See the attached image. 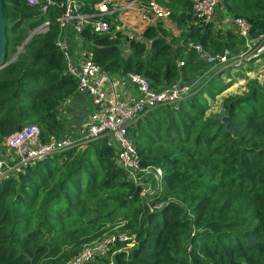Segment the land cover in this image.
<instances>
[{"label": "trees", "instance_id": "obj_1", "mask_svg": "<svg viewBox=\"0 0 264 264\" xmlns=\"http://www.w3.org/2000/svg\"><path fill=\"white\" fill-rule=\"evenodd\" d=\"M101 1L83 0L81 11L93 13ZM2 2L5 62L31 30L47 20L50 25L0 69V155L3 140L20 126L41 125L44 142L60 137L65 127L59 109L77 89L76 78L66 73L65 54L55 45L63 32L58 18L64 8L51 7L45 14L27 0ZM256 8L252 4L239 15L251 18L253 36L264 33V14ZM116 15L103 16L110 32L98 33L88 25L80 37L111 76L136 72L157 90L191 82L209 67L190 42L210 54L237 49L243 42L234 29L198 23L188 1L177 0L170 16L182 29L180 35L157 21L143 31L145 39H129L117 30ZM125 40L132 51L127 56L119 48ZM202 88L180 101L178 109L154 108L129 130L139 146L146 145L156 135L152 123L159 130L168 121L165 142L173 148L154 156L138 149L144 166L164 170V191L154 201L163 202L161 209L152 211L143 203L141 187L117 163L115 148L107 137L98 138L83 151L77 146L56 153L0 181V264H68L85 244L103 238L105 224L118 218L125 221L119 230L132 231L136 240L132 248L114 254V264H264V89L253 87L225 99L231 131L222 120L205 117Z\"/></svg>", "mask_w": 264, "mask_h": 264}, {"label": "built area", "instance_id": "obj_2", "mask_svg": "<svg viewBox=\"0 0 264 264\" xmlns=\"http://www.w3.org/2000/svg\"><path fill=\"white\" fill-rule=\"evenodd\" d=\"M137 1L141 0L127 2L122 7L123 11L134 9L133 6ZM182 1L192 4L198 23L214 24L217 30L224 29L218 26L217 14L226 0ZM27 3L40 6L45 14L51 7L64 8L63 15L58 18L63 32L55 41V45L65 54L66 73L77 80L75 93L80 92L86 95L91 110L87 119L77 127V130L65 127L60 137L53 136L45 142L41 140V128L37 124L25 125L21 130L7 136L1 147L13 151L18 161L7 166L6 160L10 162L14 160L11 153L0 155V181L16 177L24 168L56 153L98 138L108 137V144L115 148L117 163L126 171L128 179L141 187L140 196L143 203H146L152 211L161 209L163 202L154 203V201L164 191V170L155 165H143L142 157L130 138V128L154 108L162 105H176L190 97L199 87L206 86L209 80L212 81L230 70L243 69L251 65L253 61H259L264 55V33L257 36L251 35L252 25L244 17L229 19V23L234 25L235 32L243 38L242 44L237 49L227 47L222 52L209 54L204 51L201 44L190 42L189 47L197 49L200 57L208 62L209 67L201 70L189 83L180 81L157 90L144 75L136 72L111 76L94 61L93 52L85 46L84 39L80 37V33L88 25L98 33L110 32L111 24L103 16L118 12L116 3L103 0L95 5L93 13L81 11L84 5L83 0H27ZM136 8L134 10L138 12L141 24L146 27L157 20L170 18L172 13V10L163 7L156 0L142 2ZM49 25L50 21L47 20L35 27L30 32L31 37L34 34L46 32ZM25 45L23 42L19 47L17 51L19 54L24 51ZM15 55L9 63L17 59L18 56L15 57ZM179 64L184 65V62L180 61ZM133 89L135 91H132ZM67 101L59 109L60 117ZM135 240L136 234L128 231L107 234L98 242L86 244L84 250L73 258L71 263L86 264L97 255H105L112 244L126 242L134 245ZM188 249L190 251L191 247L188 246Z\"/></svg>", "mask_w": 264, "mask_h": 264}, {"label": "rangeland", "instance_id": "obj_3", "mask_svg": "<svg viewBox=\"0 0 264 264\" xmlns=\"http://www.w3.org/2000/svg\"><path fill=\"white\" fill-rule=\"evenodd\" d=\"M109 1H111V3H116L117 9H119V11L117 12V14L119 16H116L115 17L116 21H114V23L117 24V30H121L122 33L124 34V36L129 37V39H132V38H136L138 40L139 39L140 40L145 39L142 36V30H143L142 26H144V27H146V26L142 25V24L140 25V23L138 21V17H137L138 12H135L136 10L134 11L133 9L131 11L130 10L123 11L122 7L124 5H126L127 4L126 2H129V0H109ZM148 1L149 0H141V2H148ZM156 1L158 3H160L163 7L168 8L170 10H173V7H175V2L177 0H156ZM228 2H229L230 10L233 11L234 16L241 15L242 9L246 10L248 8V6H250L252 4L257 6V8H256L257 12H261L262 14H264V0H229ZM229 6L227 3L225 8L228 10ZM128 16H131V17L133 16L132 17L133 22H127V24H125L123 20H125ZM158 21H161L163 23L165 29H170L176 35L181 34L182 31H180V30H182V29L179 28L177 26V24L174 23L170 18L160 19ZM137 29L139 31H136ZM18 36H21V35H18ZM167 37H168V39H170V35ZM182 42H184V40H182ZM129 44H130V41H128V40H125L124 43L119 44V48H120V51L122 52L123 56H127L128 54H130L132 52L131 49L129 48ZM203 49H204V47H203ZM204 51H205V49H204ZM185 60H186V57L182 59L183 62ZM194 65L197 66L199 64L194 63L193 66ZM249 66H246L243 69L230 70L224 74H221V75L215 77L212 81L209 80L207 82L208 84L202 88L203 93H201L202 96L199 95V97L203 98L208 104V109L205 112L206 118L217 119V120L223 121V119L225 118V110L223 108V103L228 96H236V95L246 94V93L250 92L253 87H261L264 89V57H261L260 60L257 62L253 61L252 65L250 67ZM202 67H203V65L201 64V67H199V68L195 67L194 70H197L196 71V73H197L200 70V68H202ZM187 83H189V82H187ZM163 108L164 107H159L158 109L160 111H162ZM172 108L178 109L179 107L176 104V105H173ZM145 115H147V113ZM143 117H141V118H143ZM152 124H153V127H151V128L154 130L156 135H154L153 137L150 136L151 139H148V142L146 145L141 144L139 146L138 143L136 142V138L133 135L130 136V138L133 141V143L135 144L137 149H139V147H144L145 154L152 153V156H154V155L161 154V153L173 148L175 146V144L165 142V140L167 138L166 136L168 135V132L166 131V126L168 125V121H166L163 124V128H161L159 130H157V127L159 124H157V123H152ZM37 125L39 127H42L39 124H37ZM108 140H109V138H108ZM157 141H160L159 144H157ZM95 142L96 141H93V142L91 141V142L86 143V144H80V146H78V147H80L81 148L80 150L83 151L85 148H88L90 145L95 144ZM151 143H152V145L150 146ZM8 153H11L12 158H14V160L11 162L9 160H6L7 166H10L12 164H15L18 161V159H17L16 154L13 151H8L5 148L1 149V154H8ZM124 222L125 221L122 218H118L116 220H113L112 222H108L107 224H105V227H104L105 230L107 229V231L104 232L102 236H105L107 234H111L113 232H115V233L122 232L121 230H119V227H121L124 224ZM128 232L130 233V231H128ZM100 238H102V237H100ZM98 239L93 240V242H91L90 244L98 242L99 241ZM121 243H122L121 246H119V245L117 246V243L112 244L109 247L108 252L105 255H102V256L97 255L92 259V261H90L86 264H114L112 257L114 256V254L117 251H120L121 249H127V248L133 247V244H127L126 242H121ZM87 244H89V243H87ZM82 250H84V249H82ZM82 250H81V252H82ZM70 263H71V260L69 261L68 264H70Z\"/></svg>", "mask_w": 264, "mask_h": 264}, {"label": "crops", "instance_id": "obj_4", "mask_svg": "<svg viewBox=\"0 0 264 264\" xmlns=\"http://www.w3.org/2000/svg\"><path fill=\"white\" fill-rule=\"evenodd\" d=\"M130 1H134V0H129V2ZM141 3H142L141 1H137L136 4L133 6V8L135 9L136 7H139L141 5ZM144 3H147V2H144ZM242 10H244V9H242ZM135 12H137V11H135ZM116 16H119V15L117 14ZM132 17L128 16L125 20H123L124 23L127 24V22H133ZM137 17H138V21L141 25L139 15H137ZM247 17H248L247 19L249 20L250 17L249 16H247ZM233 18H234L233 14L230 13L226 8L224 9V11L223 10L218 11V14H217V21L219 22L218 26L219 27L222 26L225 30L228 28L229 29H235L234 25H232V23H229L230 21H228L229 19L231 20ZM261 19H264V17H261ZM157 21L154 22L153 25L156 24ZM145 28L146 27L142 26V29H143L142 33L145 30ZM136 31H139V30L137 29ZM180 31H182V30H180ZM130 88H132V86H130ZM132 91H135V90L133 89ZM90 110H91V107H90V104L88 103V99H87L86 95L83 93H80V92H76L67 101L65 106H63V111L61 113V120H62L64 127L77 130L78 129L77 127L83 121H85L87 119V117L89 116Z\"/></svg>", "mask_w": 264, "mask_h": 264}, {"label": "water", "instance_id": "obj_5", "mask_svg": "<svg viewBox=\"0 0 264 264\" xmlns=\"http://www.w3.org/2000/svg\"><path fill=\"white\" fill-rule=\"evenodd\" d=\"M31 38V34L24 41V45ZM8 50V34H7V23L5 18V12L3 7V2L0 0V69L6 66L9 61H12L14 58L12 57L8 62H5ZM19 55V52L16 53L15 57ZM223 123L226 124L227 128L231 131H234V128L231 126V122L228 116H225L223 119ZM22 126L19 127L18 130H21Z\"/></svg>", "mask_w": 264, "mask_h": 264}, {"label": "bare ground", "instance_id": "obj_6", "mask_svg": "<svg viewBox=\"0 0 264 264\" xmlns=\"http://www.w3.org/2000/svg\"><path fill=\"white\" fill-rule=\"evenodd\" d=\"M102 238L98 239V240H101Z\"/></svg>", "mask_w": 264, "mask_h": 264}]
</instances>
